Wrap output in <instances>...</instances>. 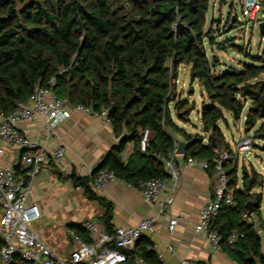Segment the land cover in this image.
I'll list each match as a JSON object with an SVG mask.
<instances>
[{"label":"trees","instance_id":"1","mask_svg":"<svg viewBox=\"0 0 264 264\" xmlns=\"http://www.w3.org/2000/svg\"><path fill=\"white\" fill-rule=\"evenodd\" d=\"M228 1L0 0V114H9L17 101L27 100L37 88L50 87L56 95L92 113L113 107L107 119L119 140L102 158L100 169L114 171L118 179L133 186L148 179H166L165 159L176 146L169 130L191 142L186 156L207 160L208 170L214 171V158L223 151L232 153L220 127L226 121L225 111L238 120L250 102L246 116L250 127L261 120L264 110V51L252 54L233 44L250 61L239 69H222L218 57L207 50V42L215 43L213 30L217 28L206 29V14L215 2L224 6ZM218 47L226 49L223 44ZM182 64L190 66L191 80H197L205 93L199 115L201 132L208 136L191 133L174 121L171 104L183 122H189L197 108L195 102L177 96L175 81ZM145 129L152 137L143 151L140 140ZM262 132L264 122L256 133ZM130 142L135 143V157L124 161L123 152ZM226 168L234 203L215 218L222 249L238 264H264L258 232V226H263V198L252 192L261 185L262 175L245 169L242 187H238L237 162ZM15 169L22 173L19 166ZM97 172L91 176L73 172L66 179L106 209L100 219L113 232L114 205L96 193ZM249 201L256 202L251 216L258 224L244 216L249 214ZM71 228L79 235L86 231L78 224ZM233 231L239 234L234 247L227 243ZM2 246L0 238V251ZM152 246L142 237L124 253L128 262L138 255L160 264ZM13 264L30 263L16 258Z\"/></svg>","mask_w":264,"mask_h":264},{"label":"built area","instance_id":"2","mask_svg":"<svg viewBox=\"0 0 264 264\" xmlns=\"http://www.w3.org/2000/svg\"><path fill=\"white\" fill-rule=\"evenodd\" d=\"M262 10V0H244L243 11L249 19H254ZM238 20V18H237ZM76 110H91L80 104H72L67 98L56 95L50 87H40L27 99L19 100L16 107L9 114H0V158L11 147L18 151L17 160L13 165L0 167V238L3 246L0 251V264H13L20 258L30 264H125L128 256L124 250H129L144 237L148 231L157 232L156 219L141 220L134 227L120 226L107 231L104 227L92 220H84L81 226L87 231L88 238H84L74 230L70 232L73 248L67 257H61L53 252L41 239L32 227L33 222L40 219L41 209L35 203H29L36 177L43 167L52 160H60L66 153L63 143L51 148L48 142L58 136L59 126L72 116ZM107 111L92 113L107 116ZM43 117L45 123L40 132L41 141L25 135L20 125L34 122ZM109 122V120H108ZM152 137L149 129L142 132L140 148L145 151ZM252 137H241L236 143V154L223 151L214 158V169L217 174V183L212 197L200 208L198 221L194 232L202 235L207 245L214 251L222 250V236L214 228L215 218L219 211L234 203L233 192L228 188V169L226 164L238 162V154L252 150ZM169 152L165 159L166 179H148L141 181L136 187L146 201L158 208L159 214H166L173 203L172 196L163 198L162 193L168 182L176 184L181 176L182 166H197L204 170L210 168L207 160L186 156L176 149ZM19 166L22 173L15 169ZM117 180L114 171L109 169L98 170L93 187L103 189L111 181ZM133 186V185H132ZM245 218L252 221L251 214ZM182 216H169L168 231L175 233ZM239 234L233 231L227 239L229 246L234 247ZM158 260L166 264L163 256L158 252V245L154 244ZM172 253L175 247L168 245ZM137 264H153L141 256L134 257ZM182 264H194L184 260Z\"/></svg>","mask_w":264,"mask_h":264},{"label":"crops","instance_id":"3","mask_svg":"<svg viewBox=\"0 0 264 264\" xmlns=\"http://www.w3.org/2000/svg\"><path fill=\"white\" fill-rule=\"evenodd\" d=\"M216 3L218 2L214 4ZM186 66L190 72V66ZM180 67L178 78L175 81L177 96L190 100L195 92L193 84H199V82L191 80L189 91L186 93V83L180 84L179 82ZM221 68L224 69L222 65ZM200 88L204 101L205 93L201 86ZM171 109L173 111V104H171ZM176 118H174L175 122ZM44 123V118L40 117L34 122L21 124L19 127L25 135L41 141L40 132ZM176 123L185 129L188 127L179 119ZM201 130L191 133L205 134ZM118 140L107 116L94 115L86 110H76L70 118L59 126L58 136L48 142V146L51 148L63 143L66 146V153L62 159L52 160L43 167L35 179L29 203H35L40 207V220L42 218L51 219L52 214H55L53 211L59 209L62 217L60 222L58 221V226L51 230L45 223L43 227L35 229L50 249L53 248L54 243L57 244L55 247H58V253L53 251L57 255L69 256L73 248L70 235L73 224L81 225L84 220H92L104 227L100 217L106 211L98 202L88 200L82 188L76 187L75 193L79 196L71 195L73 191L71 188L68 189L69 186L61 183L60 177L57 176L58 172L66 171L68 174L75 172L79 176L93 175L94 166L116 146ZM135 148L134 142L128 143L123 152L124 161H127L132 155L134 156ZM6 149V153L0 158V167L13 165L17 160L18 151L11 147ZM216 183L217 174L215 170H204L197 166L184 164L179 181L176 184L168 182L167 188L162 193L163 198L172 196L173 203L166 214L161 215L158 208L146 201L136 187L118 178L108 183L103 189H95V191L114 205L112 220L114 229L120 226L134 227L141 220L147 218L156 219L157 232L148 231L144 234V238L151 241L153 245H158V252L162 254L166 264H182L184 260L192 261L194 264H238L229 251L212 250L203 236L194 232L200 208L212 197ZM240 184L238 183V187H242V182ZM82 198L86 199V203H82ZM261 208L264 210L263 205ZM1 213L0 207V215ZM174 215L182 216L183 220L178 224L175 233L170 234L168 231L169 216ZM252 221L257 223L254 216H252ZM262 223L263 226H258V232L261 237V252L264 256V220ZM81 236L87 239V231L83 232ZM169 244L174 245V254L169 250ZM125 264H137V262L134 258Z\"/></svg>","mask_w":264,"mask_h":264},{"label":"rangeland","instance_id":"4","mask_svg":"<svg viewBox=\"0 0 264 264\" xmlns=\"http://www.w3.org/2000/svg\"><path fill=\"white\" fill-rule=\"evenodd\" d=\"M244 0H229L228 4L220 6L219 3L212 4L210 9L206 14V29L217 28L213 30V35L215 36V43L211 44L207 42V50L210 56L216 55L220 61V64L224 69L229 67H234L239 69L242 67L241 64L248 63L250 59L243 53L237 51L233 44L237 46H243L245 50L250 51L252 54H259L264 51V34L260 33L259 27L260 23L264 20V0H262V10L256 14L254 19H249L247 14L243 11ZM237 15V22L235 24H230L226 26L227 19L230 13ZM215 19L216 22L212 23V20ZM218 44L225 45L226 49H219ZM189 67V66H188ZM179 82L182 84L186 83L185 91H189V86L191 85V76L189 68L185 64H182L179 72ZM195 92L192 94L190 101L195 102L197 108L192 111L190 115L189 122H183L188 127L189 132H198L202 129L200 117L198 112H200L203 99L201 96V88L199 84H193ZM250 103L248 102L244 108V111L240 119L236 120L230 112L225 111L226 121L220 122V127L225 135L227 142L232 148V153L236 154V143L241 137H252L254 140V145L251 151L241 152L238 154V175H239V184L242 182L245 169L249 174L255 170L257 173L261 174V185L254 188L252 192L260 193L262 195L263 201L262 205L264 207V139L258 135L257 130L261 127L264 122V118H261L256 125L247 127L246 125V116L249 110ZM172 114L176 118V113L173 110ZM176 122L178 119L176 118ZM183 128V127H182ZM63 178L59 176L61 183L69 186L68 189L73 191L71 195H78L75 193L76 187L73 185L71 180H67L66 177L69 175L66 171L60 172ZM259 180V181H260ZM69 183V184H67ZM241 185V184H240ZM79 196V195H78ZM85 198V197H84ZM83 199V198H82ZM82 203H86V199L82 200ZM262 210V222L264 220V210ZM51 219L47 220L42 218L33 222L32 227L34 229H39L43 227L45 223L49 229L59 225L61 214L59 209L53 211ZM59 221V222H58ZM57 244H53L52 250L58 253V247H55ZM55 247V248H54Z\"/></svg>","mask_w":264,"mask_h":264},{"label":"water","instance_id":"5","mask_svg":"<svg viewBox=\"0 0 264 264\" xmlns=\"http://www.w3.org/2000/svg\"><path fill=\"white\" fill-rule=\"evenodd\" d=\"M236 15L233 13L231 15V23L233 24L236 21ZM260 33L264 34V22L260 23V27H259ZM113 107L110 108L108 110V113H110L112 111ZM261 117L264 118V110L261 113ZM169 133L171 134V136L173 137V139L176 142V149L178 152L180 153H186L189 145H190V141H187L181 134L173 132L172 130H169ZM260 137H262L264 139V132H262L260 134ZM104 160H100L92 169V174L96 173L102 166H103ZM256 204L255 201H249L247 202V208H248V213L249 214H253L254 212V205Z\"/></svg>","mask_w":264,"mask_h":264}]
</instances>
